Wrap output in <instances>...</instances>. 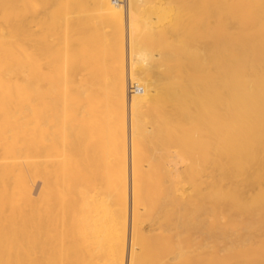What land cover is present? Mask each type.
<instances>
[{
  "label": "bare ground",
  "instance_id": "1",
  "mask_svg": "<svg viewBox=\"0 0 264 264\" xmlns=\"http://www.w3.org/2000/svg\"><path fill=\"white\" fill-rule=\"evenodd\" d=\"M232 147L261 162L264 0H0V264H198Z\"/></svg>",
  "mask_w": 264,
  "mask_h": 264
},
{
  "label": "rangeland",
  "instance_id": "2",
  "mask_svg": "<svg viewBox=\"0 0 264 264\" xmlns=\"http://www.w3.org/2000/svg\"><path fill=\"white\" fill-rule=\"evenodd\" d=\"M236 149H228L234 152L232 161L220 164L209 162L206 166H200L196 174L195 184L198 187L209 179L211 207L209 254L207 259L199 257L198 264H226L232 255L233 258L239 257L240 249L244 250L254 242L264 254V177L261 175L262 178L258 179V176L250 187L245 180L249 171L261 169L264 172V152L260 150L261 162H245L239 155L240 149ZM205 170H208V178L203 176ZM245 201H248L249 207L244 206ZM255 203L256 207H252ZM249 208H255L252 214L248 212ZM203 231L204 224L199 222L193 230L198 242ZM168 241V238H164V242ZM182 241H185L184 238Z\"/></svg>",
  "mask_w": 264,
  "mask_h": 264
}]
</instances>
